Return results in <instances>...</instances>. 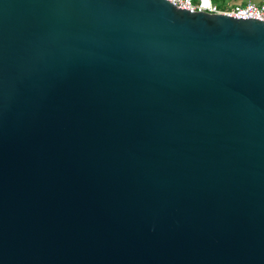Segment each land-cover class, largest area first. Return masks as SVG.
<instances>
[{
    "label": "water",
    "instance_id": "95a60500",
    "mask_svg": "<svg viewBox=\"0 0 264 264\" xmlns=\"http://www.w3.org/2000/svg\"><path fill=\"white\" fill-rule=\"evenodd\" d=\"M0 264H264V21L0 0Z\"/></svg>",
    "mask_w": 264,
    "mask_h": 264
},
{
    "label": "built area",
    "instance_id": "2783aa9c",
    "mask_svg": "<svg viewBox=\"0 0 264 264\" xmlns=\"http://www.w3.org/2000/svg\"><path fill=\"white\" fill-rule=\"evenodd\" d=\"M173 6L191 12H206L208 14H220L236 19H253L264 21V0L260 3H255L248 0L244 4H235L227 6L224 9H219L211 0H166Z\"/></svg>",
    "mask_w": 264,
    "mask_h": 264
},
{
    "label": "trees",
    "instance_id": "16d2710c",
    "mask_svg": "<svg viewBox=\"0 0 264 264\" xmlns=\"http://www.w3.org/2000/svg\"><path fill=\"white\" fill-rule=\"evenodd\" d=\"M231 0H223V3L221 4H217L216 0H211V2L216 5L219 9H224L225 7H227L226 5L230 2ZM234 2H239V4H244L246 3L248 0H232ZM235 4H232V6Z\"/></svg>",
    "mask_w": 264,
    "mask_h": 264
},
{
    "label": "crops",
    "instance_id": "0c3cea01",
    "mask_svg": "<svg viewBox=\"0 0 264 264\" xmlns=\"http://www.w3.org/2000/svg\"><path fill=\"white\" fill-rule=\"evenodd\" d=\"M251 1H253L255 3H260L263 0H251ZM232 4H239V2H234V1L231 0L226 6H232Z\"/></svg>",
    "mask_w": 264,
    "mask_h": 264
},
{
    "label": "rangeland",
    "instance_id": "374dc122",
    "mask_svg": "<svg viewBox=\"0 0 264 264\" xmlns=\"http://www.w3.org/2000/svg\"><path fill=\"white\" fill-rule=\"evenodd\" d=\"M216 3L221 4V3H223V0H216Z\"/></svg>",
    "mask_w": 264,
    "mask_h": 264
},
{
    "label": "snow or ice",
    "instance_id": "6c2138e0",
    "mask_svg": "<svg viewBox=\"0 0 264 264\" xmlns=\"http://www.w3.org/2000/svg\"><path fill=\"white\" fill-rule=\"evenodd\" d=\"M205 6H207V0H205Z\"/></svg>",
    "mask_w": 264,
    "mask_h": 264
}]
</instances>
